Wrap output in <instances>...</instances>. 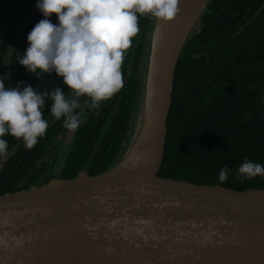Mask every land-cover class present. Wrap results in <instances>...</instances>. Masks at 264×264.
I'll return each mask as SVG.
<instances>
[{"label": "water", "instance_id": "95a60500", "mask_svg": "<svg viewBox=\"0 0 264 264\" xmlns=\"http://www.w3.org/2000/svg\"><path fill=\"white\" fill-rule=\"evenodd\" d=\"M208 2L180 0L173 22L152 18L141 101L113 167L0 196V264H264V190L157 176L176 65Z\"/></svg>", "mask_w": 264, "mask_h": 264}, {"label": "trees", "instance_id": "16d2710c", "mask_svg": "<svg viewBox=\"0 0 264 264\" xmlns=\"http://www.w3.org/2000/svg\"><path fill=\"white\" fill-rule=\"evenodd\" d=\"M36 2L0 0V29H7L0 38V78L6 77V87L30 85L40 94L60 87L69 95L55 73L38 79L19 63L29 32L44 19L36 8L19 30ZM49 19L58 24L55 15ZM139 28L122 65L124 87L98 109L81 98L76 110L82 111L81 122L58 170L40 162L65 128L63 119L49 123L50 96L43 109L49 123L46 134L31 149L21 140L4 137L12 152L0 167V196L53 179H73L83 170L95 176L119 161L141 101L152 18H140ZM166 124L158 177L237 192L264 190V177L242 183L237 172L245 158L264 165V0H209L178 59ZM225 166L230 171L221 181Z\"/></svg>", "mask_w": 264, "mask_h": 264}, {"label": "clouds", "instance_id": "9594fccd", "mask_svg": "<svg viewBox=\"0 0 264 264\" xmlns=\"http://www.w3.org/2000/svg\"><path fill=\"white\" fill-rule=\"evenodd\" d=\"M179 5L180 0H38L44 19L29 32L28 48L19 63L38 79L55 73L70 95L60 87L43 94L30 85L6 87V77L0 78V156L8 152L6 136L31 149L46 134L43 109L49 96L51 115L63 119L67 129H77L81 98L98 109L124 87L122 65L140 32L139 19L173 22ZM52 15L57 25L51 23ZM229 171L222 168L219 179L226 181ZM237 172L243 183L264 177V165L245 158Z\"/></svg>", "mask_w": 264, "mask_h": 264}, {"label": "flooded vegetation", "instance_id": "af4514ba", "mask_svg": "<svg viewBox=\"0 0 264 264\" xmlns=\"http://www.w3.org/2000/svg\"><path fill=\"white\" fill-rule=\"evenodd\" d=\"M20 30V29H19ZM81 110H83V109H81ZM81 113H82V111L81 112H78L77 114L79 115V117H80V115H81ZM53 116H51V118H52ZM55 120V118L52 120V121H54ZM51 121V119H50V121H49V123L50 122H52ZM48 123V124H49ZM77 129H75V130H73V134L71 135V137H72V141H73V136H74V133H75V131H76ZM68 132H70V130L69 129H67L66 127L65 128H63V131L62 132H60L56 137H55V139H54V143L52 144V147L50 148L51 150H53V152H55V154H54V156L53 157H49V159L51 160L49 163L48 162H46L45 161V163H46V166L48 167H51V166H53L54 167V169L56 170H58L61 166V162L60 163H57L56 162V158H58V156L60 157V159L62 158V155H63V153H64V151L70 146V145H72V142H71V144H69L68 143V141H66V138H67V133ZM61 137L62 136V138L60 139V138H58V137ZM68 143V144H67ZM61 161H62V159H61ZM83 172H85L84 170H83Z\"/></svg>", "mask_w": 264, "mask_h": 264}, {"label": "rangeland", "instance_id": "374dc122", "mask_svg": "<svg viewBox=\"0 0 264 264\" xmlns=\"http://www.w3.org/2000/svg\"><path fill=\"white\" fill-rule=\"evenodd\" d=\"M11 152L12 151H10V152H8L7 153V155H5V156H2V157H0V167L2 166V164L4 163V161L8 158V156L11 154ZM54 154H55V152H53V150L51 151H47L46 153H45V156L44 157H42V159H41V161L40 162H50L51 160L49 159V157H53L54 156ZM56 162L57 163H60L61 162V159H60V157L58 156V158H56Z\"/></svg>", "mask_w": 264, "mask_h": 264}, {"label": "bare ground", "instance_id": "6f19581e", "mask_svg": "<svg viewBox=\"0 0 264 264\" xmlns=\"http://www.w3.org/2000/svg\"><path fill=\"white\" fill-rule=\"evenodd\" d=\"M203 0H196V3L198 4V5H200V3L202 2Z\"/></svg>", "mask_w": 264, "mask_h": 264}]
</instances>
